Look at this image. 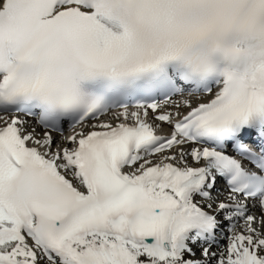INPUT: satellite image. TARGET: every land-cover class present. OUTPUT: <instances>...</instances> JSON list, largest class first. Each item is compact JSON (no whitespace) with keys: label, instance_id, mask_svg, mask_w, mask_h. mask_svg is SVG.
<instances>
[{"label":"snow or ice","instance_id":"6c2138e0","mask_svg":"<svg viewBox=\"0 0 264 264\" xmlns=\"http://www.w3.org/2000/svg\"><path fill=\"white\" fill-rule=\"evenodd\" d=\"M0 264H264V0H0Z\"/></svg>","mask_w":264,"mask_h":264},{"label":"bare ground","instance_id":"6f19581e","mask_svg":"<svg viewBox=\"0 0 264 264\" xmlns=\"http://www.w3.org/2000/svg\"><path fill=\"white\" fill-rule=\"evenodd\" d=\"M37 132L39 133V132H40V130H37Z\"/></svg>","mask_w":264,"mask_h":264}]
</instances>
